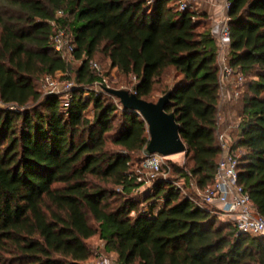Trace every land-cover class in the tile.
<instances>
[{"label": "trees", "instance_id": "obj_1", "mask_svg": "<svg viewBox=\"0 0 264 264\" xmlns=\"http://www.w3.org/2000/svg\"><path fill=\"white\" fill-rule=\"evenodd\" d=\"M229 1V55L244 76L232 150L264 217V0ZM178 2L0 0V264H89L96 235L118 264H264V235L239 233L190 188L211 186L222 156L221 78L207 15ZM61 29L70 56L53 47ZM101 53L136 79L140 98L153 101L157 85L171 93L166 111L187 162L171 163L168 178L144 179L148 125L105 91V74L92 67ZM70 57L81 65L66 106L38 83L59 73L71 81ZM169 69L181 77L172 85ZM179 177L189 192L177 189Z\"/></svg>", "mask_w": 264, "mask_h": 264}, {"label": "built area", "instance_id": "obj_2", "mask_svg": "<svg viewBox=\"0 0 264 264\" xmlns=\"http://www.w3.org/2000/svg\"><path fill=\"white\" fill-rule=\"evenodd\" d=\"M201 0H179L178 5L180 10L193 9L194 3ZM226 14L222 19L214 22L212 25V34L215 37L217 46L220 51L228 48L230 51L231 45V26L229 18V10L231 2L228 0L224 6ZM63 12H59L58 17H62ZM54 49L61 53L64 57L70 56L73 51L71 35L65 30H59L52 41ZM228 51V52H229ZM92 67L99 70L97 63H92ZM54 77L47 76L45 78L46 85L52 89V93L57 89V84L53 80ZM221 89L227 93L231 80L236 78L238 85H243V74L232 65L231 58L224 61L220 66ZM233 83V82H232ZM75 87L73 83L67 85L68 92ZM234 96L231 98L236 100L240 97V91H234ZM70 101L66 97L65 105L68 106ZM220 126V124H219ZM219 141L222 147V156L218 164L214 183L201 190L197 184L191 180L190 188L195 192L197 197L195 202L203 208H209L222 219H230L236 226L239 233L250 234L252 236L264 235V217L261 216L254 204L251 202L249 194L244 190L239 182V156L232 150V139L227 132L220 133ZM142 167L148 174L149 180H158L159 178H168L172 168L164 160V156L159 153H147L142 162ZM178 190L186 192L187 181L185 177H179L175 181ZM98 264H115L108 260L102 259Z\"/></svg>", "mask_w": 264, "mask_h": 264}, {"label": "rangeland", "instance_id": "obj_3", "mask_svg": "<svg viewBox=\"0 0 264 264\" xmlns=\"http://www.w3.org/2000/svg\"><path fill=\"white\" fill-rule=\"evenodd\" d=\"M203 1L201 0L202 4ZM199 5L197 3H194V8L193 10H197V7ZM228 48L225 49L224 51L219 52L218 56V62L219 65L221 66L225 60L230 58ZM70 60V76L73 78L71 81H68L64 79V76L59 73L57 76L53 78V80L57 84V89L55 90L54 93L57 94H63L64 99L66 97H69L70 93L68 92L67 85L69 83H73L76 86V81L74 80L76 76V71L81 65L80 60H74L73 58H68ZM98 66L100 73L105 74L106 77V83L108 84L109 87L116 88V89H127L131 92L132 88L136 84V79L132 76H125L123 74H120L116 68L111 67L110 60L107 58L105 54H99L98 57L94 60ZM181 77H179L176 72L173 69H169L166 72L165 76V83L164 84H169L172 85L174 82L178 81ZM231 84H229L228 91L227 93H224L225 91L221 89V98H220V110H219V116H220V133L222 132H227V134H231L232 126L236 125L238 122L237 118V112L241 111L242 108V102L240 101L239 103L234 104V102H237L236 100L232 99L231 97L234 96V91L236 90L240 91V95L242 93V90H244L243 85H238V81L236 78H233L231 80ZM38 88L43 92V94L47 93H52V89L46 85V80L44 79L42 82L38 83ZM92 91H96L100 94H105L104 89L102 88L101 85L95 84L90 87ZM162 86L157 85L155 87L154 93L152 97H150L151 100L154 102L158 101V99L163 95L162 93ZM89 93H86V96H88ZM114 101L119 103L118 99L114 98ZM226 108H228V111H226ZM230 108V109H229ZM91 115H93V109L90 110L89 112ZM224 119H227L228 122ZM226 122V123H225ZM237 155H240V151L237 150L235 152ZM165 162L167 164L171 163H176L179 166H184L187 162V155L185 152L173 154V155H168L164 156ZM144 179H148V174L145 172ZM171 175V174H170ZM152 182H148L146 186H150ZM145 186V187H146ZM144 188V187H143ZM192 191V190H191ZM186 192H189V190H186ZM223 220V219H222ZM229 222L230 219H225ZM88 243L92 247L94 253L92 257L88 260L89 264H98L102 259H105L106 261L108 260L111 263L118 264L117 262V254L114 251H107L105 249V243L99 239V236L96 235L92 237L91 239L88 240Z\"/></svg>", "mask_w": 264, "mask_h": 264}, {"label": "water", "instance_id": "obj_4", "mask_svg": "<svg viewBox=\"0 0 264 264\" xmlns=\"http://www.w3.org/2000/svg\"><path fill=\"white\" fill-rule=\"evenodd\" d=\"M105 91L117 97L125 110L140 114L146 121L150 134L147 152L163 156L173 155L187 150L180 135V125L174 113L166 111L171 101V93L161 96L158 101H148L127 89L106 86Z\"/></svg>", "mask_w": 264, "mask_h": 264}, {"label": "crops", "instance_id": "obj_5", "mask_svg": "<svg viewBox=\"0 0 264 264\" xmlns=\"http://www.w3.org/2000/svg\"><path fill=\"white\" fill-rule=\"evenodd\" d=\"M202 1H203L202 4H200L201 1L197 3L199 5L197 7V11L207 15V20L209 21L211 26L214 24V22L222 19L223 16L226 14L224 6L228 0H202ZM215 44L219 56V48L217 46L216 40H215ZM224 120L228 122L227 119Z\"/></svg>", "mask_w": 264, "mask_h": 264}]
</instances>
